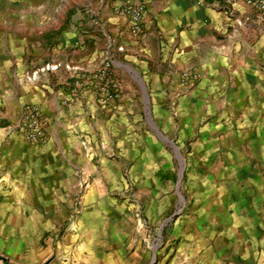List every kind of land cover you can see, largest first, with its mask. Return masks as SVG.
<instances>
[{
  "label": "crops",
  "instance_id": "obj_1",
  "mask_svg": "<svg viewBox=\"0 0 264 264\" xmlns=\"http://www.w3.org/2000/svg\"><path fill=\"white\" fill-rule=\"evenodd\" d=\"M66 1L0 0V210H10L8 217L18 222L41 218L61 225L72 219L85 185L88 193L113 187L120 163L103 157L100 141L121 133L117 144L131 158L129 147L149 137L143 93L122 79L135 68L147 81L160 128L156 97L162 88L187 90L181 79L187 70L200 78L180 110L191 111L187 106L195 100L200 110L216 111L224 106L220 98H231L223 113L235 123L207 127L202 152L220 162L227 184L242 186L243 221L257 214L262 206L250 208L247 198L249 187L264 190V24L257 13L245 0L233 6L219 0H71L77 2L73 10L61 7ZM135 3L145 8L137 36L121 13ZM107 58L120 78V98L101 105L84 88L72 99L78 74L93 73ZM29 104L45 116L47 141L40 146L17 130ZM160 156L145 148L142 169H161ZM148 185L141 180L140 186Z\"/></svg>",
  "mask_w": 264,
  "mask_h": 264
},
{
  "label": "rangeland",
  "instance_id": "obj_2",
  "mask_svg": "<svg viewBox=\"0 0 264 264\" xmlns=\"http://www.w3.org/2000/svg\"><path fill=\"white\" fill-rule=\"evenodd\" d=\"M76 4L67 0L61 7L73 10ZM58 5L52 2L51 7ZM135 72L148 88L135 68L125 71L122 79L141 95ZM176 89L170 94L171 88H162L156 97L162 128L149 104V137L140 147H129L131 158L123 156L127 147L117 144L124 139L121 133L107 143L100 141L103 157L120 163L118 175L107 191L88 193L85 185L68 222H18L8 217L10 210L1 209L0 264H264V190L249 187L250 208H262L243 221L242 186L227 184L220 162L204 158L202 152L210 134L207 127L235 123L236 117L223 113L232 105L231 98H220L224 106L216 111L200 110L195 100L187 106L191 111H183L179 104L184 107L193 89ZM145 148L151 156L161 155V169H142ZM141 177L149 180L148 186H140Z\"/></svg>",
  "mask_w": 264,
  "mask_h": 264
},
{
  "label": "built area",
  "instance_id": "obj_3",
  "mask_svg": "<svg viewBox=\"0 0 264 264\" xmlns=\"http://www.w3.org/2000/svg\"><path fill=\"white\" fill-rule=\"evenodd\" d=\"M226 6H233L238 0H219ZM249 8L257 13L258 20L264 24V0H245ZM144 5L142 3L130 4L121 10V13L131 21V32L140 35L142 32ZM200 75L194 70L182 73V84L187 88L195 86ZM76 84L71 96L72 99L80 89L89 88L97 96L101 105L118 100L121 96V88L114 74V62L110 58L103 61L101 66L89 75L78 74ZM70 99V101H72ZM17 130L21 132L23 139L31 146H40L47 141L46 122L42 109L37 105H26L23 108L22 117L17 124Z\"/></svg>",
  "mask_w": 264,
  "mask_h": 264
},
{
  "label": "water",
  "instance_id": "obj_4",
  "mask_svg": "<svg viewBox=\"0 0 264 264\" xmlns=\"http://www.w3.org/2000/svg\"><path fill=\"white\" fill-rule=\"evenodd\" d=\"M136 73V72H135ZM136 75V80L139 82V84H140V86H141V88H142V91H143V96H144V101H145V104H146V108H147V110H149L150 109V107H149V104H150V96H149V93H148V88L146 87V85H145V83H144V81L142 80V78L136 73L135 74ZM149 114V113H148ZM149 121H150V123L152 124V126L154 127V128H156L155 127V125L152 123V121L149 119ZM158 136L161 138V139H164V140H167V139H165V137L158 131ZM183 171V170H182ZM182 171H181V173H180V178H181V176H182Z\"/></svg>",
  "mask_w": 264,
  "mask_h": 264
}]
</instances>
